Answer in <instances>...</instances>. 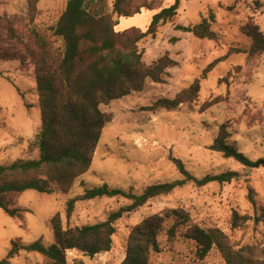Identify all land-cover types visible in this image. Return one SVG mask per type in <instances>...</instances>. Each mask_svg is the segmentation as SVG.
<instances>
[{
	"label": "rangeland",
	"instance_id": "1",
	"mask_svg": "<svg viewBox=\"0 0 264 264\" xmlns=\"http://www.w3.org/2000/svg\"><path fill=\"white\" fill-rule=\"evenodd\" d=\"M68 1L0 0V166L39 159V151H31L30 144L42 128L37 74L43 54L33 31L49 43L54 57L60 56L63 44L51 29ZM174 1L135 0L125 8L127 13L141 9L133 18H119L114 13L116 0H90L88 9L120 20L115 28L118 32L131 28L145 32L152 15ZM146 2L153 4L154 11L143 8ZM203 19H208L216 40L176 30L178 25H196ZM250 21L264 33V0H181L179 16L162 25L157 38L150 36L138 43L147 66L166 54L178 65L168 70L165 83L148 79L141 93L101 106L104 113L113 115V121L104 129L92 167L68 192L57 190L48 195L29 190L6 196L10 208L18 209L20 216L12 217L0 208V263L7 259L13 241L53 245L51 219L57 214L64 229L75 228L106 221L111 213L132 204L122 197L78 201L72 218L67 219V202L83 195L86 188L108 184L140 195L148 186L182 181L184 176L174 158L198 179L226 172H236L238 177L231 183L204 187L189 183L150 200L116 223L110 252L94 258L68 252V264H122L132 229L169 209L189 213L194 224L221 235L234 250L251 247L248 256L264 262V166L246 167L211 150L224 127L231 145L256 165L264 160V55L251 57L238 52L251 47L252 41L241 31ZM126 23L131 28L124 29ZM174 38L178 40L171 41ZM216 61L204 78L205 70ZM196 80L201 81L198 101L174 111L146 110L159 99H174ZM251 191L255 205L249 200ZM235 213L249 220L235 228ZM160 246L162 253L153 254L151 264H227L217 246L201 259L197 243L185 238L184 229L174 240L163 234ZM45 262L39 253L22 251L9 264Z\"/></svg>",
	"mask_w": 264,
	"mask_h": 264
},
{
	"label": "trees",
	"instance_id": "2",
	"mask_svg": "<svg viewBox=\"0 0 264 264\" xmlns=\"http://www.w3.org/2000/svg\"><path fill=\"white\" fill-rule=\"evenodd\" d=\"M133 1L135 0H116L114 13L119 18L141 14V9L132 13L125 11ZM89 2L90 0H69L64 13L52 27L54 36L63 44L60 56L54 57L50 53L49 43L39 32L33 31L34 39L43 54L37 74L42 128L35 141L30 144V150H38L40 156L36 160H17L10 165L0 166V208L12 217L20 216V211L10 208V203L5 200L7 195L22 194L29 190L48 195L57 190L68 192L90 170L104 129L113 121L112 114L101 110L102 105H110L132 93H141L148 79L157 84L165 83L168 70L178 65L166 54L147 66L143 62L142 53L138 51V43L150 36L156 39L159 28L179 16L181 0H175L173 5L155 13L145 32L138 28L116 31L120 20L115 21L107 13L92 12L88 9ZM143 8L154 11L152 3L146 2ZM176 30L191 33L198 39H217L208 19H203L196 25H178ZM241 31L252 44L248 50L238 52L251 57L264 55V33L259 25L250 21ZM177 40L174 38L171 41ZM217 62L219 61L205 70L204 78ZM200 92L201 81L196 80L174 99H159L146 107V110L174 111L186 103L198 101ZM228 139L227 130L223 127L211 150L221 153L227 159H234L243 166H256V163L231 145ZM173 161L184 176L182 181L148 186L140 195L112 188L108 184L86 188L83 195L67 202V219L72 218L78 201L122 197L132 204L111 213L106 221L75 228L64 229L61 216L57 214L51 219L55 238L53 245L47 247L42 241L30 245L13 241L7 259L0 264H9L10 259L20 256L22 251L43 255L46 259L43 264H68L67 253L73 250L90 258L108 253L113 248L116 223L125 214L136 211L152 199L170 195L189 183L204 187L211 183H231L238 177L236 172H226L198 179L186 169L181 160L174 158ZM249 200L255 205L252 191ZM247 220L249 217H241L235 213L233 225L238 228L241 222ZM182 229L185 230L186 239L197 243V253L201 259L206 258L217 246L227 264H264L255 262L248 256V251H252L251 247L234 250L222 240L221 235L194 224L190 214L181 209L166 210L136 225L130 233L126 258L122 264H151V256L162 253L161 236L166 234L170 240H174ZM78 264L84 263L80 261Z\"/></svg>",
	"mask_w": 264,
	"mask_h": 264
},
{
	"label": "crops",
	"instance_id": "3",
	"mask_svg": "<svg viewBox=\"0 0 264 264\" xmlns=\"http://www.w3.org/2000/svg\"><path fill=\"white\" fill-rule=\"evenodd\" d=\"M149 12H150V11H149ZM136 16H137V15H136ZM134 17H135V16H134ZM152 17H153V15H152ZM131 18H133V17H131ZM151 20H152V18H151ZM131 26H132V25H129V24L126 23V25H124L123 28H124V29H126V28H131ZM126 30H127V29H126ZM69 252H78V251H77V250H73V251H69Z\"/></svg>",
	"mask_w": 264,
	"mask_h": 264
},
{
	"label": "water",
	"instance_id": "4",
	"mask_svg": "<svg viewBox=\"0 0 264 264\" xmlns=\"http://www.w3.org/2000/svg\"><path fill=\"white\" fill-rule=\"evenodd\" d=\"M260 165H263L264 166V160L261 161L260 163H258L256 166H260Z\"/></svg>",
	"mask_w": 264,
	"mask_h": 264
}]
</instances>
